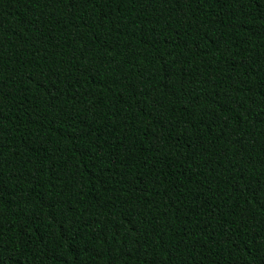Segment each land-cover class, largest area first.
Masks as SVG:
<instances>
[{"label": "trees", "instance_id": "trees-1", "mask_svg": "<svg viewBox=\"0 0 264 264\" xmlns=\"http://www.w3.org/2000/svg\"><path fill=\"white\" fill-rule=\"evenodd\" d=\"M0 264H264V0H0Z\"/></svg>", "mask_w": 264, "mask_h": 264}]
</instances>
